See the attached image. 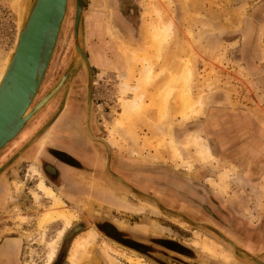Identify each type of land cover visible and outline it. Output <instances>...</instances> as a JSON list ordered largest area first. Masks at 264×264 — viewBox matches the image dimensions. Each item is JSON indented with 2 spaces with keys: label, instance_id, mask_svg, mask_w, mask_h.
<instances>
[{
  "label": "rangeland",
  "instance_id": "1",
  "mask_svg": "<svg viewBox=\"0 0 264 264\" xmlns=\"http://www.w3.org/2000/svg\"><path fill=\"white\" fill-rule=\"evenodd\" d=\"M22 2L24 5V0H0V70L23 19ZM83 2L85 55L90 47L92 61L98 59L113 69L92 72L86 56L92 75L88 126L95 142L83 126L88 121V68L85 63L78 64L69 85L62 86L22 130L31 127L33 134L24 137L0 166L6 184L0 186V239L18 238L7 240L2 249L7 254L15 251L17 256L21 242V264H61L67 248L64 256L69 264L74 244L93 235L73 264H255L248 255L264 263V0H130L137 8L134 32L118 13L121 0ZM74 8L75 0H68L65 22L30 109L69 66ZM154 11L160 12L159 19ZM169 19L172 33L161 61L155 63V73L162 68L166 71L148 87L138 74L140 58L153 57L148 26L158 21L165 25ZM127 50L135 56L128 59ZM187 59L190 97L201 100L200 111L193 109L190 119L182 121L174 85L168 114L162 118L161 90ZM121 82L140 88L138 94L142 95L140 111L127 117H122L120 99L131 100L138 94L123 96ZM77 93L83 107L71 112L67 103L70 98L77 99ZM63 115H70L69 123L86 139L99 164L88 158L83 161L85 150L75 149L81 142L71 138L76 156L93 170L87 174L54 162L63 177L62 187L56 189L43 175L40 156L46 145L67 151L62 144L74 132L59 128ZM190 136L207 146L210 161L197 156ZM169 141L182 155L181 162L171 153ZM18 158L28 161H16ZM106 158L110 160L107 170L102 164ZM225 171L227 175L221 180ZM40 179L63 202L57 210L76 216L68 228L61 220L42 224L46 212L53 210V202L39 190ZM143 195L155 199L161 208ZM103 222L125 235L138 250L105 236L98 229ZM209 228L248 255L234 252ZM67 236L69 242H65Z\"/></svg>",
  "mask_w": 264,
  "mask_h": 264
},
{
  "label": "water",
  "instance_id": "2",
  "mask_svg": "<svg viewBox=\"0 0 264 264\" xmlns=\"http://www.w3.org/2000/svg\"><path fill=\"white\" fill-rule=\"evenodd\" d=\"M67 2L68 0H24V5L23 2L22 6L19 4V8L21 6L23 9L21 10L23 22L20 28H17L13 53L0 80V151L40 113L41 104L51 94L53 95L51 99L54 97L55 89H58L61 84L65 87L69 85L75 67L78 64H86L83 45L85 7L83 0H75L73 53L69 66L53 87L26 114L34 101L53 55L59 32L65 22ZM17 18L16 16V20ZM86 71V79L90 80L91 72L88 69ZM86 84L90 91L92 85L90 84V87L88 81ZM57 114L55 113L53 117ZM210 230L219 235L215 230ZM219 236L229 244L234 252L248 255L223 236ZM248 257L255 264H264L257 257L252 255Z\"/></svg>",
  "mask_w": 264,
  "mask_h": 264
},
{
  "label": "bare ground",
  "instance_id": "3",
  "mask_svg": "<svg viewBox=\"0 0 264 264\" xmlns=\"http://www.w3.org/2000/svg\"><path fill=\"white\" fill-rule=\"evenodd\" d=\"M166 1H169V0H166ZM21 10H23V9L21 8ZM66 10H67V8H66ZM21 14H22V12H21ZM154 15L158 19L161 16L159 11H154ZM65 16H66V13H65ZM64 20H65V17H64ZM22 22H23V20L19 23V26H18L19 28H20ZM161 22L162 21H158L155 24L153 22H150L149 26H148L149 35H150V39H151V44L153 46V57L151 59H148V58H145V57H141L140 58V63H141L142 67H141V69H140V71L138 73L139 74V80L142 81L148 87L153 86L154 85V81L156 79L160 78L161 75L164 74V72L166 71V70L164 71V68H162L159 72L155 73V63H159L161 61V59H162V52H163V49L165 47L164 45L166 44V41H167L169 35L172 33L173 22H172L171 19H169L165 23V25H162ZM110 31H109V33H110ZM73 33H74V31H73ZM15 42H14L13 48L11 49L12 51L8 54L7 58L4 61V65H3V67L0 70V80H1V78H2V76L4 74V72H5L7 64H8V62L10 60V57H11V55L13 53ZM78 51L80 52L79 48H78ZM125 55L128 57V59H130L129 57L133 58L135 56L133 52H130L128 50L125 52ZM85 62H86V64H85L86 67L88 68V70H90L87 57H86V61ZM88 83H89V86L91 87V85H90L91 79L88 81ZM62 85L63 84H61L58 87V89H55L53 92L56 93L57 91H59V89H60V87ZM120 85L122 87L121 92H122L123 96H125L127 94H138V91L140 89L138 87L129 86L125 82H121ZM174 85H176L177 88H178V103H179V108H178L179 113L178 114H179V117L181 118L182 121H186L187 122L190 119V116L192 114L193 109L198 108V111H200L199 108H200L201 103H202L201 100L198 101V99H197V101H193L191 99V97H190V91H191V70H190V61L188 59L183 64L180 72L178 74H173L171 76V79H170L169 83H167L165 85V87L161 90L162 99H161V113L160 114L162 115V118H165L167 116V114H168L167 104L169 103L170 96H172ZM88 89H87L88 92H87V112H86V117H87L86 119L88 121H86V126L85 127H87V130H88L87 132H88L89 138L93 140L94 138L91 137V135L89 133V131H90L89 130V126H88L89 125L90 106H91V89H90V91ZM52 96L53 95L51 94L48 98H46L43 101V103L41 104L39 110L43 106L47 105V103L49 102V100L51 99ZM141 96H142L141 94H138L134 99H131V100L120 99L121 100V110H122V115H123L122 117L131 116L133 113L140 111V109L142 108V103H141L142 98H141ZM30 110L31 109L29 107L27 112H26V114H28L30 112ZM189 138L191 139L189 141L195 146L194 148L196 149L197 156L204 162L210 161L212 159V156L210 155V152H209L207 146L202 142V140L196 139L195 137L192 138L191 136ZM93 141L95 142V140H93ZM97 142H102V144H104L103 141H97ZM168 145L170 147L171 153L174 156H177L180 159V162H181L182 161V155H180V153L178 152L174 142L173 141H169ZM106 150H109V149L107 148ZM193 151H194V149H193ZM90 154H93V153H90ZM87 158H88L89 162H93L95 164L96 163L99 164V159L97 157H95L94 155H92L90 157H87ZM220 174H219V177H220ZM226 175H227L226 171L222 172L221 180H223L224 177H226ZM113 178H116L115 180H118V182H120V184H122L123 186H125L129 190H132L127 184L123 183L118 177L114 176ZM222 182L224 184V181H222ZM39 190L46 197L51 199L52 202H53L52 203L53 210L46 212L45 217L42 220V224L43 223H53L56 220H61L64 223L65 227L68 228L71 225L72 220L76 216L74 217V215H72L71 213H68L69 211H61V210L58 211L57 210L58 208H62L64 206L63 202L61 201L60 198H58L53 193V191L47 185H45L43 183V181L41 179H40V184H39ZM143 196L148 198L149 200L153 201L158 208H161L160 205L158 204V202L156 203L155 199H153L151 197H148L146 195H143ZM175 215H177L180 219L182 218L181 220H183L185 223L189 222L188 220H185L182 215L177 214V213ZM179 225H180V227L186 228V225L183 224V223H179ZM92 237H93V235H90L89 239H92ZM89 239L84 240V241H78V242H76L74 244V246L71 248V254H70L69 258H68L69 264H73V262L75 261V257L77 255V253L82 251V250H84L87 247V244L90 241ZM109 251H112V250L109 249ZM112 252L114 253V251H112ZM53 256H54V248H53L52 254L50 256V261L53 258Z\"/></svg>",
  "mask_w": 264,
  "mask_h": 264
},
{
  "label": "flooded vegetation",
  "instance_id": "4",
  "mask_svg": "<svg viewBox=\"0 0 264 264\" xmlns=\"http://www.w3.org/2000/svg\"><path fill=\"white\" fill-rule=\"evenodd\" d=\"M121 1H122V3H121L122 5H120V6H122V7H121V9L118 10L119 11L118 13L120 14V17H121L123 23L127 26V28L131 29L134 32L136 30V27L138 26L137 25L138 23L136 22V13L137 12H135L137 10V8L134 4H132L130 2V0H121ZM126 8H127V10H126ZM88 45L91 46L90 43ZM87 49H88V53L86 56L88 57L89 61L91 62L90 67H91L92 72H94L95 69H100V68H104V69L106 68L108 70L113 71V69H112V67H110V65H107V64H104L105 66L101 65V63L99 62L98 59H96L95 61H92L90 47H88ZM77 95H78L77 99L70 98V102L67 103V105L71 104V112H75V111H77V108L83 107V104H82L83 99L80 97V95L78 93H77ZM74 101L75 102L78 101V102H76L78 104L73 103ZM58 102H59V98H58ZM69 118H70V115L69 116L63 115L59 120V128L60 129H62V128L71 129L74 132V133H71V135H70L71 137H69V140L66 143H64V145L62 144L63 148L66 149L67 151H64L62 148H60L58 146L54 147V145H49V146L46 145L43 148L42 155L40 156L43 175L45 176L47 181L52 182L51 185L54 186L56 189L61 188L62 184H63V177L57 171V168L55 166L56 164H62V165L68 166L70 168H75V169L81 170L83 172H86L87 174L91 173L92 172L91 170H93V168L89 164L87 165L83 162V161L87 162L86 158L94 155V154H90V153H93L92 148L90 147V145H88L86 143V139L81 138V136L75 131V129H74L75 125L69 123ZM67 123L69 124L68 128L66 126ZM85 125H86V120L84 121L83 126L85 127ZM84 130H85V128H84ZM33 131H34V129L31 127L25 129L24 131H22V133L19 135V137L15 141H13V143H11V145L7 146L0 153V166L9 158V156H11L12 153H14L19 148V145H21L23 143V141H25L24 137H28V136L32 135ZM85 133L88 137L89 136L88 133L86 131H85ZM75 135H76V137H75ZM71 138H76L77 140H79V142H81L80 143L81 145H79L78 148H75V149L78 150L80 147L81 151L85 150L86 154L84 153V155H82V157L84 159L83 161L79 157L76 156L77 155L76 150L74 148H71V146H70V140H72ZM70 152L73 155H71ZM109 155H110V151H109ZM107 157H108V154H107ZM18 160L28 161V160L23 159V158H21V159L18 158L16 161H18ZM54 162L56 163L55 165L53 164ZM103 163H104V169H105L107 163L109 165L110 160L108 162V158H106V160L103 159L102 164ZM102 167H103V165H102ZM106 170H107V168H106ZM107 172H109L108 173L109 175L112 174L110 172V169ZM1 175L2 174H0V186H1V184L6 185L5 182L3 181V179L1 178ZM98 229L100 232H102L109 239H111V240H113L119 244H122L124 246H127L131 249L138 250L136 245L131 240H129L125 235L119 233L117 231V229L114 228L112 225L103 222L98 226ZM75 230H77V228L73 229V231H75ZM6 237H8V236H6ZM14 237H16V236H14ZM68 237L69 236H67L65 242H69L68 240H71ZM2 239H3V237L0 239V241ZM63 249H64V246H63L62 250ZM66 251H67V248L64 250V252L62 254L61 261L66 260V258L64 256Z\"/></svg>",
  "mask_w": 264,
  "mask_h": 264
},
{
  "label": "crops",
  "instance_id": "5",
  "mask_svg": "<svg viewBox=\"0 0 264 264\" xmlns=\"http://www.w3.org/2000/svg\"><path fill=\"white\" fill-rule=\"evenodd\" d=\"M15 239L18 240L17 237L14 236H8L3 237V239L0 241V264H21L19 259V252L21 249L22 243L19 242L17 250V256L15 254V251L12 254H7L4 249H2V246L6 243L7 240ZM13 243V242H12ZM12 244L8 245V247H11ZM61 264H65V261H63ZM101 264V263H100Z\"/></svg>",
  "mask_w": 264,
  "mask_h": 264
},
{
  "label": "built area",
  "instance_id": "6",
  "mask_svg": "<svg viewBox=\"0 0 264 264\" xmlns=\"http://www.w3.org/2000/svg\"><path fill=\"white\" fill-rule=\"evenodd\" d=\"M129 96H130V97H132L133 95H132V94H130Z\"/></svg>",
  "mask_w": 264,
  "mask_h": 264
}]
</instances>
